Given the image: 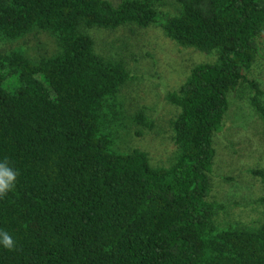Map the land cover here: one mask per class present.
<instances>
[{"label": "trees", "instance_id": "1", "mask_svg": "<svg viewBox=\"0 0 264 264\" xmlns=\"http://www.w3.org/2000/svg\"><path fill=\"white\" fill-rule=\"evenodd\" d=\"M159 1L0 0V41L44 31L57 45L35 61L0 53V160L19 173L0 199V230L16 241L0 247V264H264V221L218 227L223 207L207 200L227 95L257 88L244 72L259 55L264 0H174V15L159 13ZM156 23L179 46L217 54L165 95L179 112L164 167L138 149L113 150L111 125L123 115L111 102L131 77L86 32ZM128 119L147 124L141 111ZM250 173L264 185V166ZM256 202L264 207V195Z\"/></svg>", "mask_w": 264, "mask_h": 264}, {"label": "rangeland", "instance_id": "2", "mask_svg": "<svg viewBox=\"0 0 264 264\" xmlns=\"http://www.w3.org/2000/svg\"><path fill=\"white\" fill-rule=\"evenodd\" d=\"M156 5L163 15H174L178 8L174 0H160ZM86 32L95 53L119 59L131 77L111 102L118 116L125 117L111 125L116 134L113 150L125 153L138 149L147 154L152 167L168 166L176 152L171 122L179 110L166 101L165 95L177 90L194 66L214 62L216 52L179 46L158 23L147 27L127 24L115 29L94 27ZM256 41L259 55L244 75L257 90L241 87L228 93L223 128L212 136L215 155L207 200L223 207L213 212L218 227L235 224L256 229L264 221V207L256 202L264 195V185L250 173L264 166V121L251 101L256 98L264 107V29ZM14 50L35 61L53 55L57 45L47 32L33 31L14 42L0 41L1 54ZM138 111L146 119L145 126L128 119Z\"/></svg>", "mask_w": 264, "mask_h": 264}, {"label": "clouds", "instance_id": "3", "mask_svg": "<svg viewBox=\"0 0 264 264\" xmlns=\"http://www.w3.org/2000/svg\"><path fill=\"white\" fill-rule=\"evenodd\" d=\"M18 175L7 157L0 160V199H5L14 191ZM0 247L9 252L16 250L15 239L6 230H0Z\"/></svg>", "mask_w": 264, "mask_h": 264}]
</instances>
